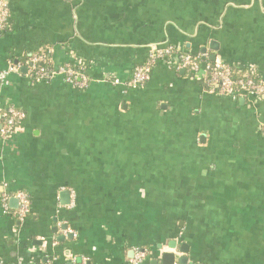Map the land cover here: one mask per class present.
Returning a JSON list of instances; mask_svg holds the SVG:
<instances>
[{"label": "crops", "instance_id": "obj_1", "mask_svg": "<svg viewBox=\"0 0 264 264\" xmlns=\"http://www.w3.org/2000/svg\"><path fill=\"white\" fill-rule=\"evenodd\" d=\"M6 1L0 71L20 70L0 107L25 118L0 141V264H131L136 251L160 264L182 245L188 263L264 264V96H216L162 63L124 85L168 45L264 78V0ZM43 49L54 70L81 63L88 88L31 83L22 70ZM17 192L31 203L23 222Z\"/></svg>", "mask_w": 264, "mask_h": 264}, {"label": "built area", "instance_id": "obj_2", "mask_svg": "<svg viewBox=\"0 0 264 264\" xmlns=\"http://www.w3.org/2000/svg\"><path fill=\"white\" fill-rule=\"evenodd\" d=\"M9 19V4L6 0H0V36L7 32ZM48 53L51 52L48 51ZM40 59V55H35L27 61L30 67L28 69L29 74L26 76L31 83L45 82L54 76H61L66 84L78 91L88 88L90 80L81 63L71 62L56 70L45 71L43 69L38 70L36 67ZM160 63L185 71L190 80L201 82L207 92L216 96L227 97L233 101L243 99L248 104H252L264 96V78L255 67L238 62L229 63L219 57H215L213 61H208L206 54L193 55L189 52L180 51L173 45L151 47L145 62L133 68L130 77L124 81V85L128 89L143 87L149 80L152 69ZM19 70L18 64L8 61L7 68L0 71V86H6L10 76L19 73ZM105 81L113 86L120 84L118 79ZM24 118L25 113L21 109L13 106L0 107V141L3 143L10 141L20 128ZM71 195L73 196V193ZM15 198L18 201L16 217L18 221L23 222L30 214V199L24 192H17ZM6 200L7 195L2 196V208L5 212H7ZM145 257L144 252L136 251L130 263L143 264Z\"/></svg>", "mask_w": 264, "mask_h": 264}, {"label": "water", "instance_id": "obj_3", "mask_svg": "<svg viewBox=\"0 0 264 264\" xmlns=\"http://www.w3.org/2000/svg\"><path fill=\"white\" fill-rule=\"evenodd\" d=\"M210 49L212 50H215L216 51V47L215 45L212 43L210 45ZM215 57H212V59L210 61H213ZM23 73H25V69L22 70ZM239 102L242 104L244 101L243 99H240ZM60 202H61V205L62 206H67L69 204V194L67 191H64V192H61L60 195ZM66 228L63 227V230H65ZM68 238H71V236H68ZM61 239L62 240V237L61 238H58V240ZM170 249H175V246H172L170 247ZM188 253V250H187V246L186 245H182L180 247V254L182 256H180L178 258V261H177V264H193V263H188V258L185 257V255ZM160 264H174L175 262V256L174 254L172 253H162L160 255ZM157 264V262H156Z\"/></svg>", "mask_w": 264, "mask_h": 264}, {"label": "trees", "instance_id": "obj_4", "mask_svg": "<svg viewBox=\"0 0 264 264\" xmlns=\"http://www.w3.org/2000/svg\"><path fill=\"white\" fill-rule=\"evenodd\" d=\"M48 51H49V49H43V50H40L37 53L32 55V56L40 55V57H41L40 61L36 65L38 70L43 69L45 71H50L52 69L51 61H50V54L48 53ZM25 67H26V70H25L24 74L28 75L29 74L28 69H29L30 65H28V63H26Z\"/></svg>", "mask_w": 264, "mask_h": 264}]
</instances>
